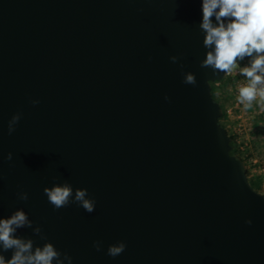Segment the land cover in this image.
<instances>
[{"label": "water", "instance_id": "95a60500", "mask_svg": "<svg viewBox=\"0 0 264 264\" xmlns=\"http://www.w3.org/2000/svg\"><path fill=\"white\" fill-rule=\"evenodd\" d=\"M201 22L202 0H0V219L32 221L16 238L61 264H264V193L219 121Z\"/></svg>", "mask_w": 264, "mask_h": 264}, {"label": "clouds", "instance_id": "9594fccd", "mask_svg": "<svg viewBox=\"0 0 264 264\" xmlns=\"http://www.w3.org/2000/svg\"><path fill=\"white\" fill-rule=\"evenodd\" d=\"M200 27L205 33L204 47L210 49L200 66L227 75H232L238 70L246 78V81L241 82L237 88L239 103L248 109L252 102L259 98L261 109L264 110V0H202ZM245 57L252 59L247 66L241 67L238 61ZM170 59L175 63L177 57L172 56ZM183 83L195 86L196 76L192 73L186 74ZM31 103L35 106L40 102L34 100ZM21 117V113L12 116L8 124L9 135L16 131ZM6 159L11 161L10 152ZM44 192L54 209L66 207L72 196V189L68 184L51 189L45 188ZM86 196V189L77 190L75 200L91 213L95 201L86 199ZM19 199L27 201V192L19 193ZM245 223L251 225L252 221L248 220ZM23 227H32V221L23 210L15 211L7 219H0V244L4 251L14 250L11 259L7 261L0 255V264H53V261L61 264V253L53 244L46 243L42 248L37 247L33 250L31 240L16 238V230ZM34 231L40 234L41 229L37 227ZM93 247L97 252L101 251L99 241L93 242ZM125 248L126 244L123 242L110 245L107 255L115 258L121 255Z\"/></svg>", "mask_w": 264, "mask_h": 264}, {"label": "rangeland", "instance_id": "374dc122", "mask_svg": "<svg viewBox=\"0 0 264 264\" xmlns=\"http://www.w3.org/2000/svg\"><path fill=\"white\" fill-rule=\"evenodd\" d=\"M251 59L245 57L238 63L245 67ZM228 77L227 83H215L211 87L212 96L225 109V114H221L219 120L226 132L236 138L240 150L244 151L248 181L254 189L264 193V110L259 98L248 109L244 105H236L238 85L246 78L238 70Z\"/></svg>", "mask_w": 264, "mask_h": 264}, {"label": "trees", "instance_id": "16d2710c", "mask_svg": "<svg viewBox=\"0 0 264 264\" xmlns=\"http://www.w3.org/2000/svg\"><path fill=\"white\" fill-rule=\"evenodd\" d=\"M229 77L228 75L225 76L224 79H222L219 82H212L211 83V87L215 84V83H227ZM212 93V92H211ZM222 108V114H225V109L223 107ZM220 121V120H219ZM222 124V123H221ZM227 134L232 138L233 144H234V151L235 153L240 157V159L244 162L245 166H246V170H247V161H246V156L244 155V151L240 150L239 144L236 141V138L234 136H232L230 133L227 132ZM247 175V174H246ZM250 183V182H249ZM251 185V183H250ZM252 186V185H251Z\"/></svg>", "mask_w": 264, "mask_h": 264}, {"label": "built area", "instance_id": "2783aa9c", "mask_svg": "<svg viewBox=\"0 0 264 264\" xmlns=\"http://www.w3.org/2000/svg\"><path fill=\"white\" fill-rule=\"evenodd\" d=\"M236 105H240V106H242L243 104H240L239 101H238V99H237V101H236ZM226 111L230 112V109H227Z\"/></svg>", "mask_w": 264, "mask_h": 264}]
</instances>
